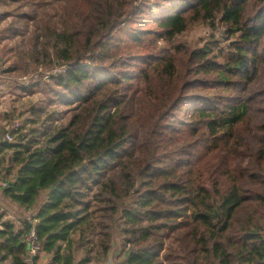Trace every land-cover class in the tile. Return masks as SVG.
Here are the masks:
<instances>
[{
    "label": "trees",
    "instance_id": "obj_1",
    "mask_svg": "<svg viewBox=\"0 0 264 264\" xmlns=\"http://www.w3.org/2000/svg\"><path fill=\"white\" fill-rule=\"evenodd\" d=\"M10 17L3 71L33 64L18 88L47 98L0 126V199L26 214L0 210V264H26L33 221L35 264H264V0H0Z\"/></svg>",
    "mask_w": 264,
    "mask_h": 264
},
{
    "label": "rangeland",
    "instance_id": "obj_2",
    "mask_svg": "<svg viewBox=\"0 0 264 264\" xmlns=\"http://www.w3.org/2000/svg\"><path fill=\"white\" fill-rule=\"evenodd\" d=\"M149 3L154 4L158 3L162 0H148ZM12 17L10 18H2L0 21V32L6 25L11 21ZM143 24V25H142ZM128 26H134V28H139L140 26H147V27H155L153 23L140 22V23H133L130 22ZM220 37L223 39L224 37V29L220 28ZM211 29L204 25V23L197 22L192 27H190L184 34L183 38L188 40H198L200 38H206L211 34ZM18 39V38H17ZM8 43L9 46L15 47L13 42L3 39L0 34V126H5L7 128H12L16 124L21 125L24 122L25 118H29L31 115V106L37 107L38 103L47 98V96L42 95L40 92L28 93L20 88L19 85H34L35 79L37 78V74L35 72V66L33 64L27 70L21 69L16 70L14 72H4L3 70L6 69L12 63V60H8L11 56V53H8L6 50L2 49V45ZM163 45V44H161ZM160 45V46H161ZM59 70V69H58ZM62 70V69H61ZM64 70V69H63ZM40 71V70H38ZM48 80L49 76H45ZM44 77V78H45ZM34 88V87H33ZM62 109H66V106H61ZM48 108L53 110L55 105H49ZM21 113V117L19 118L17 115ZM16 123V124H15ZM30 125L31 124H27ZM36 127V126H34ZM5 209L7 210V214L9 219L15 220V216L25 217L26 214L20 213L18 208H13L12 206L5 205ZM19 211V212H18ZM117 256L111 254L106 262V264H116ZM41 263H43V259H41Z\"/></svg>",
    "mask_w": 264,
    "mask_h": 264
},
{
    "label": "built area",
    "instance_id": "obj_3",
    "mask_svg": "<svg viewBox=\"0 0 264 264\" xmlns=\"http://www.w3.org/2000/svg\"><path fill=\"white\" fill-rule=\"evenodd\" d=\"M16 124V123H15ZM18 125L16 124L14 127H17ZM6 138L10 139V137L6 134ZM6 206L2 207V211H4L7 214V210L5 209ZM8 216V214H7ZM15 221H19L20 218L18 216H15ZM9 218V216H8ZM35 221L32 222V225L34 226ZM32 226V228L30 229L29 233L27 234V236L25 237V245H26V256H25V262L26 264H35L34 259L37 256L41 246L38 242L37 239V234L36 231L34 229V227Z\"/></svg>",
    "mask_w": 264,
    "mask_h": 264
},
{
    "label": "crops",
    "instance_id": "obj_4",
    "mask_svg": "<svg viewBox=\"0 0 264 264\" xmlns=\"http://www.w3.org/2000/svg\"><path fill=\"white\" fill-rule=\"evenodd\" d=\"M6 204L0 199V210L2 211V207L5 206Z\"/></svg>",
    "mask_w": 264,
    "mask_h": 264
}]
</instances>
